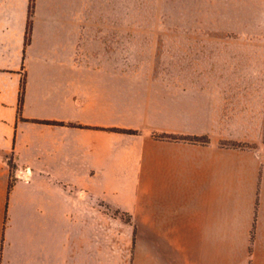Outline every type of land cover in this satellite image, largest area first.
<instances>
[{"label":"crops","instance_id":"0c3cea01","mask_svg":"<svg viewBox=\"0 0 264 264\" xmlns=\"http://www.w3.org/2000/svg\"><path fill=\"white\" fill-rule=\"evenodd\" d=\"M0 264H264V0H0Z\"/></svg>","mask_w":264,"mask_h":264},{"label":"rangeland","instance_id":"374dc122","mask_svg":"<svg viewBox=\"0 0 264 264\" xmlns=\"http://www.w3.org/2000/svg\"><path fill=\"white\" fill-rule=\"evenodd\" d=\"M165 13H135L132 15V33L134 44V70H157L165 68L167 63L157 61V50L165 40L174 38L175 25L173 7L163 8ZM119 25H121L119 19ZM128 25L129 20H128ZM129 64V63H128Z\"/></svg>","mask_w":264,"mask_h":264},{"label":"trees","instance_id":"16d2710c","mask_svg":"<svg viewBox=\"0 0 264 264\" xmlns=\"http://www.w3.org/2000/svg\"><path fill=\"white\" fill-rule=\"evenodd\" d=\"M31 15L32 14H31V9H30L29 18H31ZM24 94H25V80H22L21 93H20V99H19V111H21L23 108ZM112 131L121 133V134H127V135H138V130H134V129L115 128V129H112ZM155 138L159 140L187 141V142L201 143V144L208 143V139L206 137H183V136H177V135L162 134V135H156ZM9 165L11 168H13L11 160L9 161ZM10 188H11V185L9 186V189Z\"/></svg>","mask_w":264,"mask_h":264},{"label":"built area","instance_id":"2783aa9c","mask_svg":"<svg viewBox=\"0 0 264 264\" xmlns=\"http://www.w3.org/2000/svg\"><path fill=\"white\" fill-rule=\"evenodd\" d=\"M32 175L33 170L30 168L19 169L15 172V178L23 181H29Z\"/></svg>","mask_w":264,"mask_h":264}]
</instances>
